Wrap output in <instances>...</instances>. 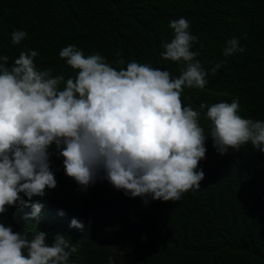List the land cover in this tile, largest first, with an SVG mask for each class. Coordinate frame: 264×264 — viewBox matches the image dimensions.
I'll return each instance as SVG.
<instances>
[{
  "label": "trees",
  "instance_id": "1",
  "mask_svg": "<svg viewBox=\"0 0 264 264\" xmlns=\"http://www.w3.org/2000/svg\"><path fill=\"white\" fill-rule=\"evenodd\" d=\"M181 17L197 37L192 50L199 52L208 81L203 89L184 90V106L198 110L201 102L210 106L238 98L242 117L264 121V0H0V56L11 64L21 50H36L39 69L52 67L54 74L73 77L59 57L72 44L118 70L135 61L178 77L183 65L160 53L162 42L173 37L169 22ZM14 30L27 33L17 45L11 43ZM230 38L245 51L225 57L222 49ZM117 52L125 64L117 63ZM220 62L213 75L211 68ZM200 123L207 135L203 113ZM205 147L201 188L163 202L125 195L99 178L81 188L65 175L53 145L50 167L57 183L40 199L63 215L41 212L26 220L30 207L10 206L0 213V223L13 231L34 228L49 239L64 235L77 248L69 264H108L109 257L114 264H264V153L247 144L220 155L211 138ZM74 218L84 230L69 226Z\"/></svg>",
  "mask_w": 264,
  "mask_h": 264
},
{
  "label": "clouds",
  "instance_id": "2",
  "mask_svg": "<svg viewBox=\"0 0 264 264\" xmlns=\"http://www.w3.org/2000/svg\"><path fill=\"white\" fill-rule=\"evenodd\" d=\"M169 28L173 37L162 42L160 55L183 65L178 77L135 61L118 70L103 56H85L72 44L59 57L74 70L73 77L64 71L54 74L52 67L39 69L36 50H21L11 64L8 56H0V213L15 206L31 208L26 220L41 212L63 215L40 199L57 183L50 167L53 145L63 158L65 175L81 188L99 178L125 195L163 202L201 188L199 163L208 138L220 155L247 144L264 153V121L242 117L238 98L210 106L201 102L198 110L184 106V90L203 89L207 73L199 52L192 50L197 37L189 31V21L171 20ZM26 35L12 31L11 43L20 44ZM244 51L237 38H230L222 54ZM116 57L125 64L121 52ZM201 113L209 121L207 135ZM69 226L85 227L75 218ZM33 229L13 231L0 223V264H69L77 248L64 235L49 239ZM108 264H114L112 257Z\"/></svg>",
  "mask_w": 264,
  "mask_h": 264
}]
</instances>
